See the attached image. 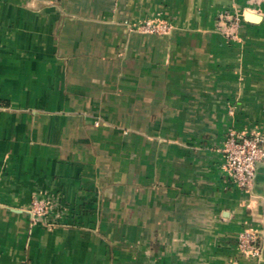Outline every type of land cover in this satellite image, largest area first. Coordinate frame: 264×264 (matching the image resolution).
Returning <instances> with one entry per match:
<instances>
[{
    "label": "crops",
    "instance_id": "1",
    "mask_svg": "<svg viewBox=\"0 0 264 264\" xmlns=\"http://www.w3.org/2000/svg\"><path fill=\"white\" fill-rule=\"evenodd\" d=\"M248 6L0 0V264H264V163L245 190L221 150L264 137V4L239 40L219 24Z\"/></svg>",
    "mask_w": 264,
    "mask_h": 264
},
{
    "label": "built area",
    "instance_id": "2",
    "mask_svg": "<svg viewBox=\"0 0 264 264\" xmlns=\"http://www.w3.org/2000/svg\"><path fill=\"white\" fill-rule=\"evenodd\" d=\"M264 0H249V6L243 10L223 12L219 17L220 29L223 35L232 40H239V31L244 15L247 12L256 13ZM173 25L165 21L145 20L130 30L144 34L168 35ZM226 159V168L234 182L242 189L250 190L256 180L259 164L264 163V137L260 134L248 135L243 131L231 129L224 138L221 148ZM28 212L32 220L45 219L51 214V204L34 198ZM239 252L252 258H261L262 245L258 230L246 229L238 235ZM229 264H240L237 258Z\"/></svg>",
    "mask_w": 264,
    "mask_h": 264
},
{
    "label": "water",
    "instance_id": "3",
    "mask_svg": "<svg viewBox=\"0 0 264 264\" xmlns=\"http://www.w3.org/2000/svg\"><path fill=\"white\" fill-rule=\"evenodd\" d=\"M255 15H256V13H254V12H247L246 13V16H247L248 20L251 19V18H255Z\"/></svg>",
    "mask_w": 264,
    "mask_h": 264
}]
</instances>
